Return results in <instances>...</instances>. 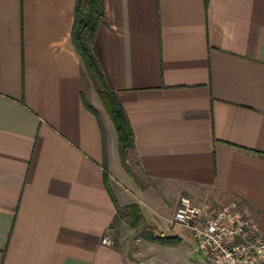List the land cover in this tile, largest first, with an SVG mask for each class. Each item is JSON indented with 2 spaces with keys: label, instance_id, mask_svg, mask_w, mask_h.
Instances as JSON below:
<instances>
[{
  "label": "crops",
  "instance_id": "obj_1",
  "mask_svg": "<svg viewBox=\"0 0 264 264\" xmlns=\"http://www.w3.org/2000/svg\"><path fill=\"white\" fill-rule=\"evenodd\" d=\"M103 5L93 48L150 184L112 160L115 132L71 39L75 0H0V264H209L170 222L183 195L238 200L264 234V0ZM108 189L138 204L141 234Z\"/></svg>",
  "mask_w": 264,
  "mask_h": 264
},
{
  "label": "built area",
  "instance_id": "obj_2",
  "mask_svg": "<svg viewBox=\"0 0 264 264\" xmlns=\"http://www.w3.org/2000/svg\"><path fill=\"white\" fill-rule=\"evenodd\" d=\"M170 222L188 232L209 264H264V234L238 200L211 207L183 195ZM101 242L112 244L110 230Z\"/></svg>",
  "mask_w": 264,
  "mask_h": 264
},
{
  "label": "trees",
  "instance_id": "obj_3",
  "mask_svg": "<svg viewBox=\"0 0 264 264\" xmlns=\"http://www.w3.org/2000/svg\"><path fill=\"white\" fill-rule=\"evenodd\" d=\"M206 1L207 0H204V2ZM103 14V0H75L71 39L73 46L80 56L83 74L87 75L88 79L90 80L115 132L116 150L119 163L127 173L132 175L126 163L127 152L134 146L132 127L128 120L126 111L118 99L115 89L111 86L103 69L102 63L92 44L98 24L103 19ZM82 101L85 108L92 112L97 118L103 137V152L105 155L104 132L98 113L93 105L88 100H86L83 95ZM107 178L108 175L105 172V181H107ZM108 191L114 202L117 217L123 220L132 230H143L145 227V218L138 204L132 203L120 206L111 190L108 189ZM156 237L165 242L175 239L174 236Z\"/></svg>",
  "mask_w": 264,
  "mask_h": 264
},
{
  "label": "rangeland",
  "instance_id": "obj_4",
  "mask_svg": "<svg viewBox=\"0 0 264 264\" xmlns=\"http://www.w3.org/2000/svg\"><path fill=\"white\" fill-rule=\"evenodd\" d=\"M85 80H86V83H87V89H88V92H90L89 94L91 95V96H93V97H96L95 99H96V105H95V107L97 108V110L100 112V115L101 116H107L108 117V115H107V113H106V111H105V109H104V107H103V105L101 104V102H100V99H99V97H98V95L96 94V92H95V90H94V88H93V86H92V84H91V82H90V80L88 79V77H87V75H85ZM109 118V117H108ZM110 121V120H109ZM131 151V149L130 150H128V152H127V155H126V163H127V165H128V167H129V169H130V171H131V173H132V175L131 174H129V173H127L126 171V173L129 175V177L132 179V181L135 183V186L136 187H142V188H144V187H146V186H148V184H150L146 179H144V176H143V174H141V172H139V170L137 169V167H136V163H135V158H134V156H133V154L130 152ZM112 160L114 161V163L119 167V166H121L120 164H119V162H118V156H117V153H116V151H115V154H114V156H112ZM125 184V183H124ZM125 186L127 187V189L130 191V192H132L133 194H137V192H136V190L135 189H133V187L131 186V185H127V184H125ZM144 216V215H143ZM144 218H145V216H144ZM126 224V223H125ZM127 225V224H126ZM145 225H146V219H145ZM127 228L125 227L123 230H122V233H121V235L123 236V235H125L126 234V230ZM143 229H146V227H144ZM137 235L138 234H141L139 231H134ZM134 235V234H133ZM136 236V235H135ZM129 237H132V234H129ZM190 256L191 257H193V258H197V259H199V260H202V257L199 255V254H196V253H190Z\"/></svg>",
  "mask_w": 264,
  "mask_h": 264
}]
</instances>
